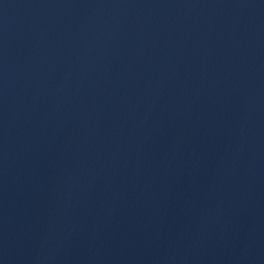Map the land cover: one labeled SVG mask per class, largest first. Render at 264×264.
<instances>
[{
  "label": "water",
  "instance_id": "obj_1",
  "mask_svg": "<svg viewBox=\"0 0 264 264\" xmlns=\"http://www.w3.org/2000/svg\"><path fill=\"white\" fill-rule=\"evenodd\" d=\"M100 0H0V63Z\"/></svg>",
  "mask_w": 264,
  "mask_h": 264
}]
</instances>
